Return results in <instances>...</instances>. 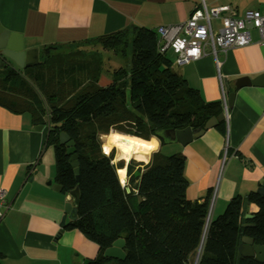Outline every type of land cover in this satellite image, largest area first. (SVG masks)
<instances>
[{"label": "trees", "instance_id": "obj_1", "mask_svg": "<svg viewBox=\"0 0 264 264\" xmlns=\"http://www.w3.org/2000/svg\"><path fill=\"white\" fill-rule=\"evenodd\" d=\"M159 41L156 31L131 26L88 42L104 52L130 51L128 69H114L105 87L99 84L100 52L73 47L62 54L57 52L63 46H45L36 66L0 70V106L29 114L34 127L48 129L55 182L64 195L79 190L77 219L66 230H78L100 250L89 264H195L201 246L196 264H264L238 252L243 237L264 245V195L233 197L221 216L209 220L211 191L196 201L185 196L183 155L158 152L147 165L130 161L123 187L117 171L124 164L115 165L114 153L101 150V136L112 131L150 140L168 129L204 128L222 113L219 101L205 102L173 69ZM61 133L74 142L78 175L60 144ZM249 207L255 211L251 220L245 218ZM247 223L252 227L245 228ZM122 238L125 258L104 257Z\"/></svg>", "mask_w": 264, "mask_h": 264}, {"label": "crops", "instance_id": "obj_2", "mask_svg": "<svg viewBox=\"0 0 264 264\" xmlns=\"http://www.w3.org/2000/svg\"><path fill=\"white\" fill-rule=\"evenodd\" d=\"M225 5L232 13L224 17H242L250 10L264 15V0H0V26L22 37L25 50L38 49L39 57L45 46L92 51L88 42L100 36L131 26L156 31L186 23L204 6ZM211 27L220 29L221 18H213ZM250 31V46L220 53L219 60L206 54L198 61L173 65L205 102L221 103L226 121L187 143L159 140L158 151L141 162L149 164L158 152L183 155L189 183L185 196L196 201L210 190L209 220L221 216L233 197L246 198L264 182V42L259 31ZM2 60L17 72L26 69ZM47 139L48 129L36 130L29 114L0 106V190L7 193L11 206L0 221V264H84L99 255L97 245L81 232L59 226L65 204L73 201L48 185L56 183V168ZM123 164L125 187L129 160Z\"/></svg>", "mask_w": 264, "mask_h": 264}, {"label": "built area", "instance_id": "obj_3", "mask_svg": "<svg viewBox=\"0 0 264 264\" xmlns=\"http://www.w3.org/2000/svg\"><path fill=\"white\" fill-rule=\"evenodd\" d=\"M228 13H232L228 5L212 9L204 6L195 11L186 23L159 27L156 32L160 38V53L165 55L172 52L176 56L175 65L178 67L198 61L206 54L219 60L220 53L250 46L251 29L259 31L261 43L264 42V15L250 10L242 17H224ZM213 18L222 20V27L216 31L211 27ZM225 108L227 109L226 105ZM6 194L4 190H0V221L11 207Z\"/></svg>", "mask_w": 264, "mask_h": 264}, {"label": "water", "instance_id": "obj_4", "mask_svg": "<svg viewBox=\"0 0 264 264\" xmlns=\"http://www.w3.org/2000/svg\"><path fill=\"white\" fill-rule=\"evenodd\" d=\"M19 38V40H18ZM4 60H9L15 64V66L24 69L27 67L34 66L39 63V57H38V49H31V50H25L22 37H18L15 34L10 33L9 31L2 29L0 26V68H3L7 65ZM258 84L262 83V80H257ZM237 87H240L237 85ZM231 101L229 99V103L231 104L234 94L230 95ZM226 114L221 113L217 118H211L209 121L206 123L204 128H193V129H186L183 131H175L173 129H168L160 132L157 134V138L159 140H164L167 139L169 143H174L177 141L187 143L193 138H199L203 136L206 130L213 128L217 126L219 122L226 121L225 119ZM36 130H42V126L35 127ZM60 144L65 145L67 147V154L71 155V166L74 168V173L78 175V167H77V156L74 154V142L69 138V136L66 133H61L60 134ZM78 177H76V181L78 182ZM121 186L124 185L121 181ZM48 185L52 187L53 190L57 192L62 191V187L60 185H57V183H52L51 181L48 182ZM256 193H260L264 195V182L262 183V186L258 189ZM70 198L72 199L74 205L72 202H68L65 204L64 211L65 213L61 223H60V228L63 231L65 227L67 226V220L75 221L77 219V205L79 203V190L76 188L73 191H70L69 193ZM255 211L251 209L249 213H246L245 218L248 220L253 219ZM244 227H252V224L247 223L244 224ZM124 246L125 242L122 239L117 240L111 248H108L104 251V257L110 258L113 260H123L125 258V252H124ZM202 246L200 247L195 264L198 261L199 257V252L201 251ZM238 252L240 256L244 258L248 257H253L260 263H264V245H258L254 243L253 238L247 236L243 237L241 240V243L238 247ZM195 257L192 259L194 260ZM89 260H86V262H83L84 264H89ZM115 264V263H114Z\"/></svg>", "mask_w": 264, "mask_h": 264}, {"label": "rangeland", "instance_id": "obj_5", "mask_svg": "<svg viewBox=\"0 0 264 264\" xmlns=\"http://www.w3.org/2000/svg\"><path fill=\"white\" fill-rule=\"evenodd\" d=\"M88 49L90 51V48H88ZM99 49H100V47H99ZM99 49H92V51H98L102 54V58H103L102 62H104V66H103L104 71H103V74H101L99 84L102 87H105V86H108L112 82L113 74H114L113 70L115 68L124 67V68L128 69V67L130 66V62H131L130 61L131 55H130V51H126V54L124 55L123 53H120V51H118V52L114 51V53H112V52H107V51L104 52L101 49H100L101 50L100 51ZM71 50H74V49H72V48L61 49V51H59L57 53L65 54V53H69ZM89 51H86V52H89ZM167 57H168V59H170L172 61H174L176 59V56L172 52H168ZM127 93H129V90L127 91ZM106 136L105 135L101 136L102 145H104V143H105V137ZM111 149L112 150L110 151V153L111 152L114 153V161H112V162H114L115 165H117L119 163H123V162L126 163V161L123 159L122 155L119 154V152L117 151L116 148H111ZM150 156H151V154H150ZM132 160L139 161V160H137L136 157H133ZM132 160L130 159L129 162ZM146 160H148V158ZM139 162H142V161H139ZM143 164H145V163H143ZM216 218H218V216Z\"/></svg>", "mask_w": 264, "mask_h": 264}, {"label": "bare ground", "instance_id": "obj_6", "mask_svg": "<svg viewBox=\"0 0 264 264\" xmlns=\"http://www.w3.org/2000/svg\"><path fill=\"white\" fill-rule=\"evenodd\" d=\"M140 140L141 138L126 135L117 131H112L105 137L104 145H106L110 151L112 150L111 148H116L125 161L130 160L128 159L129 156L131 157V160L133 157L139 156L141 158L137 160L142 162H147L148 160L146 159L149 157V155L152 152L146 155L145 149H143L139 145ZM117 174L119 176V180L124 184L126 177V170L118 169Z\"/></svg>", "mask_w": 264, "mask_h": 264}, {"label": "clouds", "instance_id": "obj_7", "mask_svg": "<svg viewBox=\"0 0 264 264\" xmlns=\"http://www.w3.org/2000/svg\"><path fill=\"white\" fill-rule=\"evenodd\" d=\"M159 144L160 141L156 136H152L150 140H140L139 141V145L140 147H142L143 149H145V154L148 155L153 151H158L159 149ZM102 151L104 152L105 155H109L110 154V150L108 149V147L106 145L102 146ZM137 159H140L141 157L137 156ZM128 159H131V157L129 156Z\"/></svg>", "mask_w": 264, "mask_h": 264}, {"label": "flooded vegetation", "instance_id": "obj_8", "mask_svg": "<svg viewBox=\"0 0 264 264\" xmlns=\"http://www.w3.org/2000/svg\"><path fill=\"white\" fill-rule=\"evenodd\" d=\"M6 63L8 64V65H6V66H7V67L9 66L8 68H12V67H10V64H9V62H8V61H7Z\"/></svg>", "mask_w": 264, "mask_h": 264}]
</instances>
